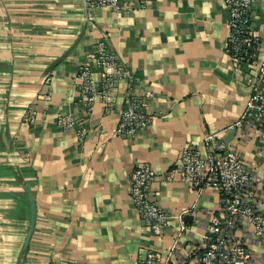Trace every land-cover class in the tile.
Here are the masks:
<instances>
[{
    "label": "crops",
    "instance_id": "0c3cea01",
    "mask_svg": "<svg viewBox=\"0 0 264 264\" xmlns=\"http://www.w3.org/2000/svg\"><path fill=\"white\" fill-rule=\"evenodd\" d=\"M252 14L264 47V0H255ZM228 21L224 0H121L90 16L85 0H0V264H135L149 250L168 264L194 262L220 194L164 175L186 144L206 152L209 134L240 151L264 212V138L237 123L249 87L225 50ZM102 39L135 79L118 83L110 112L98 101L87 114L75 77L90 63L101 86L95 49ZM146 90L151 124L134 136L119 134L126 97ZM29 107L36 119L25 122ZM59 112L81 120L84 140L57 125ZM138 164L153 167L152 196L174 216L162 236L131 201ZM32 198L37 219L26 246ZM246 230L239 233L254 264H264L263 242L252 225Z\"/></svg>",
    "mask_w": 264,
    "mask_h": 264
},
{
    "label": "built area",
    "instance_id": "2783aa9c",
    "mask_svg": "<svg viewBox=\"0 0 264 264\" xmlns=\"http://www.w3.org/2000/svg\"><path fill=\"white\" fill-rule=\"evenodd\" d=\"M120 1L85 0L86 11L90 16L98 8H116ZM224 3L229 11L225 50L236 68L244 72L249 87V97L237 123H246L264 138V47L253 31L252 12L255 0H224ZM95 60L101 86L96 83L94 68L90 63H84L75 77L79 102L84 104L87 114H91L98 101L102 102L106 112H110L115 104L114 92L118 83L135 79L134 73L108 48L105 39L97 44ZM48 95L51 96V92ZM151 95L149 90L142 95L132 91L129 93L126 97V108L121 112L117 126L119 134L134 136L151 124L153 116L145 104L146 98ZM4 118L5 112L2 111L3 123ZM23 119L25 122L35 120V110L29 107ZM56 123L65 130L76 129L79 140H84L88 135L87 127L73 114L59 112ZM215 136L207 135L209 149L206 152H200L190 144L183 146L177 165L164 175L165 180H174L179 176L198 191L205 188L215 189L221 200L218 211L210 217L196 260H178L177 264H254L253 252L244 235L239 233L241 230L247 231V226L252 225L254 234L264 244V212L257 201L254 172L235 146L218 142ZM155 177L156 172L152 166L136 165L129 180V194L139 216L149 224L154 234L162 236L174 216L152 196L150 185ZM177 217L185 229L183 215ZM178 243L177 237L172 252L176 251ZM49 264L60 263L52 260ZM135 264L168 262L157 251L149 250Z\"/></svg>",
    "mask_w": 264,
    "mask_h": 264
},
{
    "label": "water",
    "instance_id": "95a60500",
    "mask_svg": "<svg viewBox=\"0 0 264 264\" xmlns=\"http://www.w3.org/2000/svg\"><path fill=\"white\" fill-rule=\"evenodd\" d=\"M62 58H58L57 60H55L50 67L47 69L46 74H48L57 63L60 62ZM26 189L29 190V186H26ZM31 209H32V218H31V225H30V230H29V234L26 240V246L29 244V241L35 231V225H36V219H37V206H36V201L34 198L31 199Z\"/></svg>",
    "mask_w": 264,
    "mask_h": 264
}]
</instances>
